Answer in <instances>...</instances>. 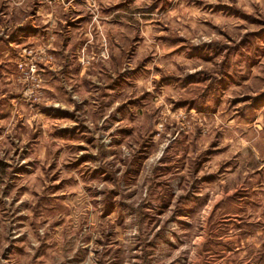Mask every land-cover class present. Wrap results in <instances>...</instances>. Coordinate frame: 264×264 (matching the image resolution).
I'll use <instances>...</instances> for the list:
<instances>
[{
    "label": "rangeland",
    "instance_id": "374dc122",
    "mask_svg": "<svg viewBox=\"0 0 264 264\" xmlns=\"http://www.w3.org/2000/svg\"><path fill=\"white\" fill-rule=\"evenodd\" d=\"M0 264H264V0H0Z\"/></svg>",
    "mask_w": 264,
    "mask_h": 264
}]
</instances>
